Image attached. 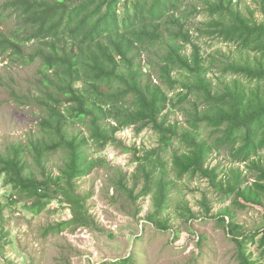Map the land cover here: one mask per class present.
Here are the masks:
<instances>
[{"label": "trees", "instance_id": "obj_1", "mask_svg": "<svg viewBox=\"0 0 264 264\" xmlns=\"http://www.w3.org/2000/svg\"><path fill=\"white\" fill-rule=\"evenodd\" d=\"M204 12L209 20L198 25L194 20L202 11L192 9L191 0H0V56L26 65L40 61L34 94L42 112L39 129L27 143L0 150V175L11 186V203L30 201L26 208L39 212L57 200L74 217L47 231L81 225L89 195L77 191V181L97 166L89 151L123 144L118 133L134 127L151 128L160 146L137 159L133 178L135 183L143 178L140 195L133 196L122 178L117 184L133 200L155 188L148 219L156 225L168 228L161 216L174 182L161 156L175 140L185 148L173 157L179 177L215 182L217 169L207 160L215 150H228L258 175L244 185L237 170L220 188L235 195L240 207L262 204L264 164L253 157L264 150V23L244 16L233 0L211 1ZM202 38L233 43L254 57L220 65L221 75L231 77L220 89L208 76L219 62L214 53L203 54ZM13 96L19 102L28 97ZM189 101V126L179 132L167 114ZM208 127L211 138L204 136ZM58 152L65 158L54 174L46 159ZM222 215L225 223L230 218L226 229L237 264H264V228L245 232L229 210ZM101 264H133V254Z\"/></svg>", "mask_w": 264, "mask_h": 264}, {"label": "rangeland", "instance_id": "obj_2", "mask_svg": "<svg viewBox=\"0 0 264 264\" xmlns=\"http://www.w3.org/2000/svg\"><path fill=\"white\" fill-rule=\"evenodd\" d=\"M211 1L214 0H191L192 9L202 11L194 20L198 25L209 20L204 9ZM233 3L244 16L264 23V0H233ZM200 43L203 54L214 53L219 62L208 76L220 89L231 80L221 75L220 65L254 57L233 43L207 38ZM39 66V60L26 65L11 61L7 55L0 56V150L12 143H27L39 129L42 112L34 98ZM13 92L28 97H21L19 102ZM191 106L189 101L185 107L168 111V121L177 125L179 132L189 126L187 110ZM212 135L208 127L204 136ZM118 138L123 144L89 151L97 166L77 181V191L89 195L87 210L80 217L81 225L48 232L59 222L72 219V209L57 200L39 212L28 210L23 201L11 203V186L0 175V264H101L131 254L133 264H237L236 245L226 229L230 218L223 222L222 213L229 210L245 232L262 230L264 195L262 204L240 207L235 203V195L227 196L220 188V182L226 187L239 170L244 185H251L257 178V169L250 162H235L228 150H215L207 160L209 167L217 169L215 182L199 175L179 177L173 168V157L185 148L175 140L161 156L166 177L174 182L169 206L161 216L168 226L164 229L148 219L155 209L154 187L150 193L133 200L117 184L122 178L133 196L143 192V178L136 183L133 178L139 165L137 159L160 146L159 135L151 128L137 132L130 127L120 131ZM64 158L60 152L50 155L46 159L48 171L57 174ZM253 159L264 164V150ZM32 168L41 178L40 171ZM29 204L30 201L26 205ZM187 208L195 217H189ZM250 249L254 252L255 246Z\"/></svg>", "mask_w": 264, "mask_h": 264}]
</instances>
